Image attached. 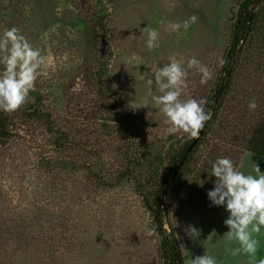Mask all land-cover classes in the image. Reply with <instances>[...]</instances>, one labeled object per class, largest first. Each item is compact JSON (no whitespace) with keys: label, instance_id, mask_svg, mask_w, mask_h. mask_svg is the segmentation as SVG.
Segmentation results:
<instances>
[{"label":"rangeland","instance_id":"rangeland-1","mask_svg":"<svg viewBox=\"0 0 264 264\" xmlns=\"http://www.w3.org/2000/svg\"><path fill=\"white\" fill-rule=\"evenodd\" d=\"M239 1L0 0V34L20 29L49 65V77L37 81L21 108L39 103L83 144L57 149L39 122L11 127L10 137L0 139V264H163L157 235L147 234L152 213L127 171L133 169L134 144L151 153L139 169L148 178L162 164L159 156L187 136L167 134L166 117L147 95L160 93L149 89L148 79L170 56H196L212 78L201 84L200 74L190 70L184 98L207 100L220 76ZM193 14L198 20L187 31H165L168 21L182 22ZM147 26L161 32V46L154 51L147 49L141 31ZM258 74L252 84L264 86V66ZM251 87L231 92L226 104L234 106L231 112L250 115L249 101L260 105ZM140 100L150 106L130 107ZM256 165L264 172V156L244 150L238 167L255 174ZM183 200L179 196L173 202L172 216L185 264L205 253L218 264L264 259V229L254 260L234 256L238 245L224 239L225 209L183 205ZM188 225L200 230L199 239L185 233Z\"/></svg>","mask_w":264,"mask_h":264},{"label":"trees","instance_id":"trees-1","mask_svg":"<svg viewBox=\"0 0 264 264\" xmlns=\"http://www.w3.org/2000/svg\"><path fill=\"white\" fill-rule=\"evenodd\" d=\"M263 66L264 0H240L237 11L233 13L229 46L224 55L220 76L206 100V107L212 113V118L206 123L199 138H186L180 146L167 149V160L161 154L159 162L162 164L157 165L155 171L154 166L148 165V171L154 172L148 178L139 169L144 167V158L151 153L141 151L134 144L130 156L133 169L127 171L128 178L135 183L137 191L152 213L153 225L158 226L157 239L163 264H185L182 237L177 232L172 216L173 202L179 196L182 200L189 197L187 202L183 200V205L212 208L207 197V192L214 187L211 180L215 179H209L211 162L220 156H233V146L239 147L237 152L235 149L234 162L237 166L244 150L264 156V93L257 90L260 82L252 84L251 81L253 76L257 77L261 73ZM246 85L255 86L251 87L253 93H250L256 95L257 99L260 97L262 102L250 115H240L239 110L231 112L234 106H226L231 92H245ZM260 88L264 89V86ZM245 96L248 102L249 93L243 94ZM36 97L39 102L41 97L38 94ZM36 122L45 125L53 136V144L57 149L83 148L81 140H78L73 131L68 126H61L52 113L42 109L39 103L13 113L0 111V139L10 137L11 127ZM118 131L122 137V129ZM177 221L182 223L180 217Z\"/></svg>","mask_w":264,"mask_h":264},{"label":"clouds","instance_id":"clouds-1","mask_svg":"<svg viewBox=\"0 0 264 264\" xmlns=\"http://www.w3.org/2000/svg\"><path fill=\"white\" fill-rule=\"evenodd\" d=\"M198 20L193 14L182 22L168 21L165 31L169 35L187 31ZM145 44L149 51L161 46V32L158 28L145 27ZM223 61H221V64ZM46 56L41 48L34 46L20 29L11 27L0 34V111L13 113L27 103L30 93L40 78H48ZM200 74V83L206 84L212 78L209 67L196 56L186 60L175 55L168 62L151 71L148 79L149 89H158L159 95L147 93L151 101L159 106L166 117L168 135L186 134L188 139H197L212 113L207 109L204 99L187 98L189 71ZM150 106L147 100L131 103L133 109ZM259 107L255 100L248 103V108L255 111ZM254 173L242 171L229 156L217 157L211 162L209 179L214 187L207 192L210 206L223 207L228 213L223 223L228 231L224 239L228 244L235 242L238 247L232 249V255H245L255 259L259 250L258 234L264 229V172L258 165ZM204 181L200 183L203 185ZM185 233L193 240L200 237V230L188 225ZM149 236L158 235V226L147 229ZM190 264H218L217 257L210 254L195 256ZM258 264H264V259Z\"/></svg>","mask_w":264,"mask_h":264}]
</instances>
